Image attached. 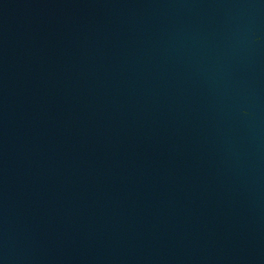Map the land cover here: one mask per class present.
<instances>
[{
    "label": "water",
    "instance_id": "1",
    "mask_svg": "<svg viewBox=\"0 0 264 264\" xmlns=\"http://www.w3.org/2000/svg\"><path fill=\"white\" fill-rule=\"evenodd\" d=\"M0 264H264V0H0Z\"/></svg>",
    "mask_w": 264,
    "mask_h": 264
}]
</instances>
